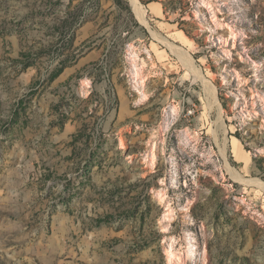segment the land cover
<instances>
[{
    "label": "rangeland",
    "instance_id": "374dc122",
    "mask_svg": "<svg viewBox=\"0 0 264 264\" xmlns=\"http://www.w3.org/2000/svg\"><path fill=\"white\" fill-rule=\"evenodd\" d=\"M136 2L0 0V264H264V0Z\"/></svg>",
    "mask_w": 264,
    "mask_h": 264
},
{
    "label": "bare ground",
    "instance_id": "6f19581e",
    "mask_svg": "<svg viewBox=\"0 0 264 264\" xmlns=\"http://www.w3.org/2000/svg\"><path fill=\"white\" fill-rule=\"evenodd\" d=\"M130 1L133 3L134 8L137 11L138 16L141 19V21L143 23L147 24V21L145 19V12H146V10L142 6L138 5L137 2H136V0H130ZM172 48L175 51V53H178V55L180 56V58L183 59V61L185 63H187L191 67L193 66L192 65L193 64L192 63L193 61H191V59L187 56L186 52L182 48H179V47H177L175 45H172ZM180 51H183V53L182 52L180 53Z\"/></svg>",
    "mask_w": 264,
    "mask_h": 264
},
{
    "label": "trees",
    "instance_id": "16d2710c",
    "mask_svg": "<svg viewBox=\"0 0 264 264\" xmlns=\"http://www.w3.org/2000/svg\"><path fill=\"white\" fill-rule=\"evenodd\" d=\"M186 35L189 36L188 33Z\"/></svg>",
    "mask_w": 264,
    "mask_h": 264
}]
</instances>
